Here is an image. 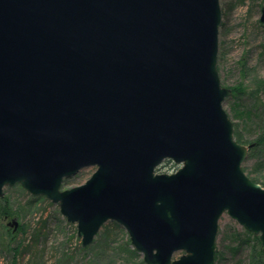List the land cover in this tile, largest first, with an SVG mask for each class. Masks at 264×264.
<instances>
[{"label":"water","instance_id":"1","mask_svg":"<svg viewBox=\"0 0 264 264\" xmlns=\"http://www.w3.org/2000/svg\"><path fill=\"white\" fill-rule=\"evenodd\" d=\"M221 17L219 0H0V196L44 195L83 247L116 220L146 264H215L223 212L264 253L252 144L223 108ZM165 159L180 166L157 172Z\"/></svg>","mask_w":264,"mask_h":264},{"label":"rangeland","instance_id":"2","mask_svg":"<svg viewBox=\"0 0 264 264\" xmlns=\"http://www.w3.org/2000/svg\"><path fill=\"white\" fill-rule=\"evenodd\" d=\"M219 4L222 17L217 34L216 65L221 85L231 90L223 101V108L235 133V126L240 129V120L234 109L259 107L264 112V22L259 19L264 0H219ZM244 133L243 140H250L259 130L252 124ZM263 157L261 148L252 158L247 154L242 168L249 178L264 187ZM179 166L165 159L156 170L169 173ZM95 169V165L81 167L63 179L61 189L84 183ZM13 219L17 221L16 226L11 222ZM252 236L258 238L223 212L218 220L215 264H252V258L256 259ZM182 253L183 250L176 251L173 258ZM0 264L146 263L141 252L131 244L127 230L116 220L105 221L92 242L83 247L76 222L68 221L57 203L15 183L4 186L0 196Z\"/></svg>","mask_w":264,"mask_h":264},{"label":"trees","instance_id":"3","mask_svg":"<svg viewBox=\"0 0 264 264\" xmlns=\"http://www.w3.org/2000/svg\"><path fill=\"white\" fill-rule=\"evenodd\" d=\"M233 109V108H232ZM235 115L239 118L240 123V129L235 126V138L239 142H244V143H253L252 147L249 149L248 156L253 157L255 152L261 148L264 150V112L263 110H260L259 107H255L254 109L252 107H248V109H234ZM254 125V127L259 130L258 135L254 139H246L245 138V133L244 130L251 126ZM262 165H264V157L261 162ZM249 234V232H247ZM252 235V234H251ZM253 238V251L256 254V259L252 258V264H264V254L261 252L259 246H258V238L257 236H252ZM240 240V239H239ZM241 241V240H240ZM248 242V240H244ZM218 256V252H216L215 258Z\"/></svg>","mask_w":264,"mask_h":264}]
</instances>
